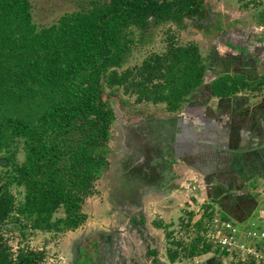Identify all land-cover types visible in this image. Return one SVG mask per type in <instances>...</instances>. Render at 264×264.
I'll return each instance as SVG.
<instances>
[{"label":"trees","instance_id":"trees-1","mask_svg":"<svg viewBox=\"0 0 264 264\" xmlns=\"http://www.w3.org/2000/svg\"><path fill=\"white\" fill-rule=\"evenodd\" d=\"M112 1L116 6L94 1L86 10L66 13L39 28L31 0H0V152L21 140L25 154L0 187V230L25 219L22 228L61 231L77 228L86 218L81 202L94 190V168L100 163L93 152L106 137L112 110L103 100L104 88L122 87L124 93L135 94L136 102L163 103L169 112L198 101L196 91L205 94L206 60L193 43H171L164 53H151L139 66L119 71L116 66L130 42L123 29L145 24L149 14L159 20L173 3ZM260 16L264 18V8ZM244 54L253 58L250 51ZM263 79L249 80L241 69L225 72L210 80L208 92L226 98L259 90ZM79 132L82 139L75 136ZM198 154L200 159L206 153ZM11 182L24 185L20 203L8 189ZM60 208L64 216L53 219ZM209 210L207 219L215 214ZM193 241L186 249L190 257L211 251L201 234ZM173 244L182 246L180 241ZM177 252L169 249L168 258L176 260ZM44 258L42 250H13L0 234V264H41Z\"/></svg>","mask_w":264,"mask_h":264},{"label":"rangeland","instance_id":"rangeland-1","mask_svg":"<svg viewBox=\"0 0 264 264\" xmlns=\"http://www.w3.org/2000/svg\"><path fill=\"white\" fill-rule=\"evenodd\" d=\"M88 2L89 0H31L33 22L39 28L49 26L53 22H57L58 18L66 13L74 10H86L89 5ZM203 2L206 3L213 14L207 19L203 18V20L197 21L194 19H182V11L175 7L174 10H168L164 18L156 24L151 21L146 25L129 24L123 29L125 39L130 40L129 49L122 53L120 64L116 68L121 71L139 66L149 54L164 53L171 43L180 45L193 43L197 45L200 54L206 60L207 71L205 81L202 84L204 89L209 90V82L214 76L225 72L240 71L243 66L250 68L249 70H254L257 62L264 57V25H262L264 18L260 16V12L264 8V0H203ZM177 5L179 4L177 3ZM260 38L263 39V43L257 42ZM248 51L252 53L253 58L247 59L244 52ZM259 65L260 63L257 66ZM255 70L258 74L256 68ZM248 74L250 75L251 73L249 72ZM201 90L203 92L202 88ZM198 94L201 104L197 105L201 108H206L205 106L210 101V98H206L196 91L195 95ZM250 94L252 95L251 99L264 96V86ZM102 97L109 105L116 106L122 115L124 127L126 126L127 130H130L128 137H126L128 144L134 141V137L130 136L138 133L130 128L131 123H135L134 120L150 119V117L173 120V117H176L177 114L190 113L187 114L188 116L194 114L191 109L186 108L188 102L190 103L191 101L186 102L180 110L169 112L163 103L136 102L135 94L124 93L122 87L104 88ZM181 119H183V115ZM114 122L107 146H111L115 151L120 146L121 133ZM182 132L184 134L180 133L176 137H173L171 143L163 142L160 146L159 158L152 159L150 156L149 163L154 161L156 164V161H159L158 164L161 170L164 165H167L163 168L164 173V171L172 167V164L168 165V163L169 159L173 160L172 155H175V153L177 154L175 160L177 158L186 159L189 157V151H193V153H195V150L205 152L210 148L209 145L205 144L206 142L203 139L194 138V135L189 137V128L183 129ZM211 143H213V139H210ZM8 155L11 156V159L8 158ZM22 159L23 149L21 140L10 150L0 153V187L6 183L9 173L13 172V165L19 163ZM226 159H228V155L224 153L223 169L224 163L226 165L228 162ZM188 162L183 164H187ZM105 183L100 177L98 181L99 188L105 187ZM157 183V187H159L161 180ZM109 188L103 189L99 193L103 194L102 207L106 203H109L111 209L107 211V214L120 216L121 220L116 225L111 226L113 228L110 230L111 237L106 238L104 243L99 242L101 243V246H99L102 248L100 251H93L90 248L91 257L95 256L97 260H104V264H110V260L116 261L115 264H130L129 261L135 252L137 255L135 254L134 259L139 261L140 254L134 249L135 243L140 241L139 243L145 246L146 242H149V238L144 235V226L140 224L142 221L136 223V225H133L132 222L130 224L127 222L128 215L137 209L133 205L127 206L125 202L113 200L111 193L108 194L107 192ZM196 188L201 190L202 187ZM8 189L15 195L17 203L23 201V185L11 182L8 184ZM251 189L250 197H245L240 202L233 200L236 192L244 194L242 190L232 193L233 196H227L224 201V197L219 195H223L225 192H213L212 186H208V192L203 193L201 190L196 192L195 196H192L189 192L193 190L192 184H188V186L186 184L180 198H175L176 202L170 204L171 206L173 205L172 207L169 206L172 212H169V215L165 218L164 223L170 225L169 228L164 229L166 256L169 255V249L173 251L177 249L178 257H176V260L179 259L181 262L185 261L189 263L195 259H204V257L210 255L209 257L217 258L223 264H236L233 258L215 253L213 248L208 253L193 257L189 256V252L186 249L189 248L188 245H190L191 241L194 242L193 240L203 230V228L198 229L197 225H201V223L204 225L207 220L205 215L207 212H210L209 209H213L215 214L224 215L229 221L246 225V222L254 215L255 210L264 203V185L259 181H254L251 183ZM101 213L103 215L104 211ZM156 213L155 210L153 212L154 217H157ZM202 216L203 218L201 219ZM56 217H63L62 209L54 213L52 218L55 219ZM99 221L96 219L95 224ZM26 222L27 220L22 219L20 224L0 230V234L7 240L13 250L18 249V247L42 250L45 252V258L41 264H72L73 261L79 263L82 254L86 252L79 250V248H83L81 246L82 243H79L81 236H77L79 235L76 230L78 228L73 230L75 235L71 239L68 238V234L72 235L69 231L22 228L21 225H24ZM108 227L104 226L107 229ZM124 230L125 233L123 232ZM166 232H172V234L169 236ZM93 237L94 235H90L89 238ZM173 241H180L182 246L178 248L177 245L173 244ZM108 242L111 252H109L105 244ZM82 257H85V255ZM197 264H205V259L197 262Z\"/></svg>","mask_w":264,"mask_h":264},{"label":"crops","instance_id":"crops-1","mask_svg":"<svg viewBox=\"0 0 264 264\" xmlns=\"http://www.w3.org/2000/svg\"><path fill=\"white\" fill-rule=\"evenodd\" d=\"M259 63L260 65L257 66ZM256 66L254 70L242 67L241 70L246 73L249 80L258 81L262 77L264 78V57L257 62ZM249 72L251 73L250 75L248 74ZM262 82H264V79ZM263 86L264 83L260 85V88ZM204 90V97L210 98V101L205 106L206 108L199 107L197 104L200 105L201 103L197 99L191 101L192 104L188 102L186 108L191 109L194 114L187 118L188 124H183V126L189 128V137L194 135V138H202L210 148L205 151L207 155H202L200 159L198 154L200 150H195V153L189 151V157L186 159L179 158V163L172 164L170 169L164 171L163 177L160 179V186L151 187L142 196L144 235L148 236L149 242H146L145 246L140 244V241L135 243L137 246L135 245L134 249L140 254V259L139 261L134 259L135 254L137 255L134 252L133 257L129 261L130 264H197V262L204 259L205 264H223L217 258L209 257L210 255L204 257V259H195L189 263L181 262L179 259L171 261L168 255L166 256L164 229L169 228L170 225L164 222L169 212H172L170 208L173 205L171 206L170 204L176 202L175 198H180L186 184L187 186L192 184L193 190L189 191L192 196H195L196 192L201 190L203 193L208 192V186H212L213 192H225L223 195H219L224 197V201L227 196H233L232 193L242 190L244 194L237 192L234 194L235 198L233 201L239 202L245 197H250L252 182L259 181L264 185V96L253 98L254 100L251 99L252 95L250 93L258 91L257 89L239 92L226 98H217L211 96L207 89ZM210 139H213L211 144ZM224 153L228 155V159H226L228 162L226 165L224 163L223 169ZM187 161H189L187 164H183ZM196 187L202 188L200 190ZM97 190H101L99 185ZM85 204L86 206L84 205L82 208L88 214V220L86 226L84 225L82 229L81 227L77 229V234H79L77 236H81V239L88 241L90 237L88 229L91 228V225H95L99 233L111 234L110 230L113 229L111 226L116 225L121 220V217L107 214V211L111 209L109 203L102 207L101 196L94 195L88 198ZM155 210L157 217H154L155 215L153 214ZM102 211H104L103 215ZM224 212L226 211L224 210ZM132 216L134 215H130V218ZM95 219L100 221L95 224ZM127 222L130 224L128 218ZM104 226L109 227L107 229ZM69 232L72 235L68 234V238L72 239L75 233L71 230ZM123 232L125 233V230ZM100 246L98 251L102 249ZM148 249L153 251L152 255H148ZM86 261L83 264H104V260H97L95 256L92 261ZM113 263L114 261L110 260V264Z\"/></svg>","mask_w":264,"mask_h":264},{"label":"flooded vegetation","instance_id":"flooded-vegetation-1","mask_svg":"<svg viewBox=\"0 0 264 264\" xmlns=\"http://www.w3.org/2000/svg\"><path fill=\"white\" fill-rule=\"evenodd\" d=\"M94 1L97 2L96 4L98 6H103V7H107V6L110 7L114 4L112 0H89L88 8L92 7V2ZM156 1L160 3V6L164 5V3H171V4L173 3V6L169 8L168 10L170 9L174 10L175 7L180 9V7L183 6L184 9L181 10L182 19H190V20L194 19L195 21H197V20H203V18L207 19L213 15L210 12L209 7H207L206 3L203 2V0H156ZM148 2L149 0H145V3H148ZM176 2L180 6L177 5ZM118 3L120 2H117V4ZM185 5H186V8H188V10H186ZM121 7L127 8L128 5L121 4ZM162 18H164V15L159 20H161ZM159 20L158 19L156 20L153 14H149L146 18V23L144 25L150 23V21L156 24L158 23ZM110 105L109 107H111ZM114 114H115L114 110L112 109L111 114H110L109 127L106 131V137L103 139L102 142H100L96 146L93 152V156H95V158L98 159L100 163L98 164V166L94 168L96 169V179H95V184H94V190L86 198H84L83 201L81 202L80 212L85 214L86 218L77 228H80V227L82 228V226L84 227V225L86 226V223L88 220V214L84 212L82 208V206L84 205L86 206L85 201L94 195L101 196V199H103L102 198L103 194H99V193H101L100 192L101 190L109 188V187L110 188L109 190H107V192L108 194L111 193L113 200L125 202L127 206L133 205L137 209V210H134L130 214L134 216L130 218V215H128L127 218L129 219L130 223L132 222L133 225H136V223H139L140 221H142L140 222V224L144 226V223H143L144 215H143V210H142L141 198L151 187L158 186L156 185V183L160 180L161 177H163V174H164L163 168L164 166H167V165H164L161 170L160 165L158 164L159 161H156L157 162L156 164L154 163V161L149 163V158L150 156L152 157V159L159 158L160 146L163 142H165V140H168L169 137H176L180 133L184 134L182 132L183 129L188 128V127H184L183 124L187 125L188 122L187 120L184 121L183 119L185 117L186 118L190 117L187 115L190 113H187V114L182 113V114H177L176 117L173 118V120H166V119L155 118V117H150V119H141L137 121L134 120L135 123H131V128L132 129L133 127L137 128L134 131L135 132L137 131L138 133L131 135V136L137 138V140L135 141L137 142L139 146L138 150L136 151V153H133V156H130L131 159L125 162V164L129 166L125 169L124 164H122L123 167L122 166L119 167L120 169H122V171L119 172L118 175H112V178L108 180L109 184L107 183L105 187H103L100 191H98L96 190V188L98 186L99 178L100 177L102 178L104 171L110 167L111 155H113L112 153L114 152L111 146L110 147L107 146L108 141L110 140L111 132H112L111 131V128L113 126L112 124L114 121H116V116H114ZM182 115H183V119H181ZM128 133L129 132H127V134ZM75 134H76L75 135L76 137H80V139H82L83 137L82 133L79 132ZM168 142L170 141L168 140ZM4 151H8V150H4ZM175 156H177L176 153L175 155H172L173 160L169 159L168 165L179 163L178 159L175 160L176 159ZM8 158L11 159V156L8 155ZM24 159H25V154L23 151V159L19 163L14 164L13 168L17 165H20L24 161ZM136 160H137V163L135 162ZM10 175H11V172L8 175L6 183L9 181ZM62 212H63V209H62ZM63 216H64V213H63ZM141 216H142V219H141ZM90 227L91 228L88 229L89 236L94 235V237L88 238L89 239L88 241L79 239V243H82L81 246L83 248L80 250H83L84 252L86 251L84 254H82V256L85 255V257L81 256V258L79 259L80 260L79 263L73 261L72 264H83L87 262L86 260L92 261L94 257H91L90 248L93 251H98L99 250L98 247L99 245H101V243L99 242L104 243L106 238L111 237V234L99 233L97 228H95V225H91ZM75 229L76 228L67 229L63 231L68 232L69 230L73 231ZM105 244L107 245L106 247H108L109 252H111L110 246H108L109 242ZM147 253L148 255H152L153 251H149L148 249ZM115 263L116 261H114L113 264Z\"/></svg>","mask_w":264,"mask_h":264},{"label":"built area","instance_id":"built-area-1","mask_svg":"<svg viewBox=\"0 0 264 264\" xmlns=\"http://www.w3.org/2000/svg\"><path fill=\"white\" fill-rule=\"evenodd\" d=\"M200 234L205 243L236 263L264 264V203L246 225L214 214Z\"/></svg>","mask_w":264,"mask_h":264},{"label":"water","instance_id":"water-1","mask_svg":"<svg viewBox=\"0 0 264 264\" xmlns=\"http://www.w3.org/2000/svg\"><path fill=\"white\" fill-rule=\"evenodd\" d=\"M111 107L114 110V113L116 116V121L114 123L116 124L118 131L121 133V139H120V146H118V148L112 153L113 155H111L110 167L107 170H105L102 175V179L106 183H108V180L112 178V175H118V173L122 171V169L119 168L120 166H122V164H124L125 169L129 166V165H126L125 162L131 159L130 156H133V153H136V151L139 148L137 142L135 141L137 140V138L135 137L133 139L134 140L133 142H129V144L127 143L126 137H128V134H129V133L127 134V132H130V130H127L126 126L124 127V124L122 122V116L120 112L118 111V109L116 108V106L111 105ZM135 129L137 128L133 127L132 130H135ZM135 162L137 163V160ZM156 185H158V183H156Z\"/></svg>","mask_w":264,"mask_h":264}]
</instances>
